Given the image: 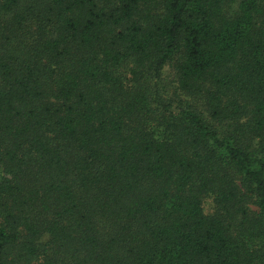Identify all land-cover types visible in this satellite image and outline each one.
<instances>
[{"label": "trees", "instance_id": "trees-1", "mask_svg": "<svg viewBox=\"0 0 264 264\" xmlns=\"http://www.w3.org/2000/svg\"><path fill=\"white\" fill-rule=\"evenodd\" d=\"M0 264H264V0H0Z\"/></svg>", "mask_w": 264, "mask_h": 264}, {"label": "rangeland", "instance_id": "rangeland-1", "mask_svg": "<svg viewBox=\"0 0 264 264\" xmlns=\"http://www.w3.org/2000/svg\"><path fill=\"white\" fill-rule=\"evenodd\" d=\"M163 84H164L165 86L168 85L166 81H164Z\"/></svg>", "mask_w": 264, "mask_h": 264}]
</instances>
